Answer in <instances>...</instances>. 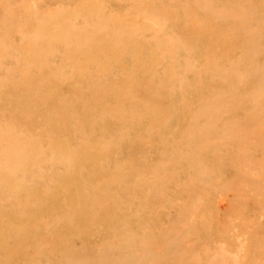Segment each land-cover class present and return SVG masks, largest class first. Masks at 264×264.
<instances>
[{"label": "rangeland", "instance_id": "374dc122", "mask_svg": "<svg viewBox=\"0 0 264 264\" xmlns=\"http://www.w3.org/2000/svg\"><path fill=\"white\" fill-rule=\"evenodd\" d=\"M0 264H264V0H0Z\"/></svg>", "mask_w": 264, "mask_h": 264}]
</instances>
